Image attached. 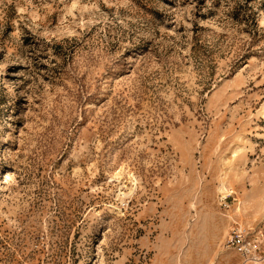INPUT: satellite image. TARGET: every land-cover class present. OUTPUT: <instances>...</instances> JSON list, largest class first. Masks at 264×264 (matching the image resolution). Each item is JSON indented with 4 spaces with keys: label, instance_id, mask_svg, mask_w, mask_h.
<instances>
[{
    "label": "rangeland",
    "instance_id": "rangeland-1",
    "mask_svg": "<svg viewBox=\"0 0 264 264\" xmlns=\"http://www.w3.org/2000/svg\"><path fill=\"white\" fill-rule=\"evenodd\" d=\"M239 230L264 0H0V264H252Z\"/></svg>",
    "mask_w": 264,
    "mask_h": 264
},
{
    "label": "built area",
    "instance_id": "built-area-1",
    "mask_svg": "<svg viewBox=\"0 0 264 264\" xmlns=\"http://www.w3.org/2000/svg\"><path fill=\"white\" fill-rule=\"evenodd\" d=\"M228 246L235 249L245 263L264 264V234L234 231L229 237Z\"/></svg>",
    "mask_w": 264,
    "mask_h": 264
},
{
    "label": "bare ground",
    "instance_id": "bare-ground-1",
    "mask_svg": "<svg viewBox=\"0 0 264 264\" xmlns=\"http://www.w3.org/2000/svg\"><path fill=\"white\" fill-rule=\"evenodd\" d=\"M4 184H8V177L6 178V181H4Z\"/></svg>",
    "mask_w": 264,
    "mask_h": 264
}]
</instances>
